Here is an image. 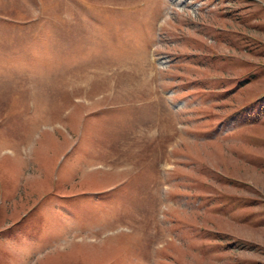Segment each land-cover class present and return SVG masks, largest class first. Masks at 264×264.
Returning <instances> with one entry per match:
<instances>
[{
    "label": "rangeland",
    "instance_id": "1",
    "mask_svg": "<svg viewBox=\"0 0 264 264\" xmlns=\"http://www.w3.org/2000/svg\"><path fill=\"white\" fill-rule=\"evenodd\" d=\"M0 264H264V0H0Z\"/></svg>",
    "mask_w": 264,
    "mask_h": 264
}]
</instances>
